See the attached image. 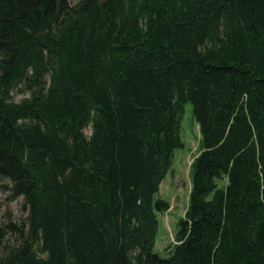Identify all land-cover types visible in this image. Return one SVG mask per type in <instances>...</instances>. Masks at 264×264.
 I'll return each mask as SVG.
<instances>
[{"label":"trees","instance_id":"1","mask_svg":"<svg viewBox=\"0 0 264 264\" xmlns=\"http://www.w3.org/2000/svg\"><path fill=\"white\" fill-rule=\"evenodd\" d=\"M188 103L201 151L164 258ZM5 181L26 219L0 264H264V0H0Z\"/></svg>","mask_w":264,"mask_h":264},{"label":"rangeland","instance_id":"2","mask_svg":"<svg viewBox=\"0 0 264 264\" xmlns=\"http://www.w3.org/2000/svg\"><path fill=\"white\" fill-rule=\"evenodd\" d=\"M78 0H70L71 4ZM16 100L22 98L15 95ZM184 148L174 153L173 165L166 179L160 186L156 200L162 199L169 203L170 209L166 213L158 214L159 230L157 233L156 252L162 257H168L169 247L175 244V238L179 231V223L185 217L189 208L190 194L192 190V165L200 154L201 133L194 119L192 105L186 104L185 112L180 126ZM91 126L85 130L90 136ZM9 182L5 181L0 186V227L13 222L22 224L26 219V209L23 198H13L9 190ZM8 242L14 243L15 234L7 236Z\"/></svg>","mask_w":264,"mask_h":264}]
</instances>
